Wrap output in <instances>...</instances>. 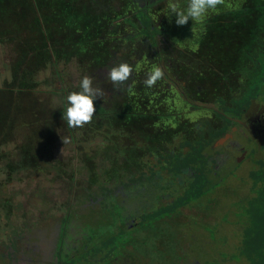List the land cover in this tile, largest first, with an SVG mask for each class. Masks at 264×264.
Instances as JSON below:
<instances>
[{
  "label": "rangeland",
  "instance_id": "374dc122",
  "mask_svg": "<svg viewBox=\"0 0 264 264\" xmlns=\"http://www.w3.org/2000/svg\"><path fill=\"white\" fill-rule=\"evenodd\" d=\"M162 5L99 0L96 10L114 17L102 35L115 40L110 63L92 70L61 59L20 95L30 91V98L6 92L12 73L22 76L24 66L14 69L17 52L0 41V264H254L250 259L260 246L249 244L258 232L254 217L262 185L253 174L264 171V95L254 93L258 100L243 120L208 149L207 192L167 210L188 194L196 174L194 168L170 172L172 155L186 154L197 133L210 129L213 112L222 113L229 101L226 95L203 100L209 98L193 77L208 64L196 46L165 34ZM142 9L153 19L148 36L143 18H136V32L124 25L123 14ZM119 63L132 65L133 74L114 90L107 73ZM154 65L165 73L154 86L156 95L173 117L144 127L145 134L113 126L110 120L126 108L133 84L144 82ZM229 75L235 84L238 72ZM84 76L108 95L94 102L90 124L68 128L67 96L81 90ZM12 88L19 94L22 86ZM226 88L222 93L228 94ZM158 130L167 133L158 138ZM250 252L255 254L249 258Z\"/></svg>",
  "mask_w": 264,
  "mask_h": 264
},
{
  "label": "trees",
  "instance_id": "16d2710c",
  "mask_svg": "<svg viewBox=\"0 0 264 264\" xmlns=\"http://www.w3.org/2000/svg\"><path fill=\"white\" fill-rule=\"evenodd\" d=\"M98 2L99 0H0V41H8L17 52L18 59L13 65L14 69L18 72V68L24 66L22 76L12 73L6 92L20 96L22 92L31 89L29 87L33 86L32 82L42 71L49 72L61 59L76 60L80 66L92 70L106 67L113 57L112 45L115 40L102 35L104 28L113 22L114 17L113 12L107 10L98 12L95 8ZM188 2L189 0H163L159 11L166 7L162 24L165 34L177 38L180 43L187 40L191 47L196 46L195 52L208 64V67L201 68L193 77V82L202 95L209 98L203 100L213 102L226 95L229 103L223 106L222 113L213 112L214 116L208 123L210 129L198 132L193 140L191 138V149L186 154L172 155L168 163L170 172L177 175L187 168H194L196 174L190 179L188 194L168 206L167 210L171 211H176L207 192L210 183L208 166L212 160L208 149L212 148L217 139L225 136L238 120H243L252 103L258 100L254 93L264 95V0H234L227 9L218 7L215 13H208L201 20L177 26L169 6L176 3L181 9H186ZM168 11L169 14L166 13ZM123 16L124 25L131 26L134 32L135 26L139 28L134 23L136 18H143L148 26L143 34H151L149 29L151 30L153 19L143 9ZM140 34V31L134 33L135 36ZM147 40L151 42V38ZM147 56L148 54L145 58ZM139 70L145 72L146 69ZM230 72H238L235 84H240L244 90L237 88L234 82L230 83L233 80ZM224 82L227 83L224 85ZM17 83L22 86L18 89L19 94L12 88ZM225 88L228 94L222 93ZM155 90V87L147 88L141 80L134 83L126 108L120 117L113 118L110 123L123 130L145 134L144 127L155 126L162 120L169 121L173 115L163 109L161 96L156 95ZM2 91L4 90H0ZM31 96L32 92L27 91L20 97ZM181 124L182 122L179 123ZM156 132L158 138L167 133L162 130ZM253 175L256 185L261 183L262 186L257 190L258 213L254 217L258 232L256 230L251 235L249 245L260 247L258 257H252L255 253L250 252L249 258L252 257L251 263L264 264V171ZM251 211L255 212L253 209Z\"/></svg>",
  "mask_w": 264,
  "mask_h": 264
},
{
  "label": "clouds",
  "instance_id": "9594fccd",
  "mask_svg": "<svg viewBox=\"0 0 264 264\" xmlns=\"http://www.w3.org/2000/svg\"><path fill=\"white\" fill-rule=\"evenodd\" d=\"M224 3V0H189L187 8L181 9L178 4H170V10L175 16L177 26H184L189 21L201 20L207 14L217 9ZM172 15V16H173ZM133 74V66L128 63H119L111 67L107 73L108 78L115 86L114 90H119L120 86L126 84ZM164 70L159 66H153L144 80L147 88H153L164 78ZM80 91H73L67 96L66 113L63 119L67 121L68 128H83L90 124L96 114L94 102L108 94L103 88L93 87V78L84 76L80 82ZM69 137H64L63 143L68 142Z\"/></svg>",
  "mask_w": 264,
  "mask_h": 264
}]
</instances>
